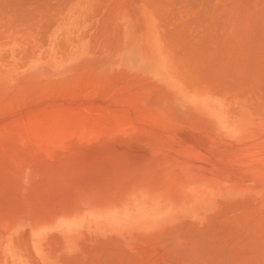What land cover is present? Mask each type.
Instances as JSON below:
<instances>
[{
	"label": "rangeland",
	"instance_id": "374dc122",
	"mask_svg": "<svg viewBox=\"0 0 264 264\" xmlns=\"http://www.w3.org/2000/svg\"><path fill=\"white\" fill-rule=\"evenodd\" d=\"M263 9L0 0V264H187V234L240 236L220 251L235 259L264 244Z\"/></svg>",
	"mask_w": 264,
	"mask_h": 264
},
{
	"label": "bare ground",
	"instance_id": "6f19581e",
	"mask_svg": "<svg viewBox=\"0 0 264 264\" xmlns=\"http://www.w3.org/2000/svg\"><path fill=\"white\" fill-rule=\"evenodd\" d=\"M151 1H153V0H151ZM171 1H172V0H171ZM174 1H176V0H174ZM232 1H233V0H232ZM37 2H38V1H37ZM167 2H168V1H167ZM255 2H256V4H257V1H255ZM259 2H260V1H259ZM259 2H258V3H259ZM32 3H33V2H32ZM147 3H148V2H147ZM159 3H160V2H159ZM163 3H164V2H163ZM233 3H234V2H233ZM34 4H35V3H34ZM151 4H152V3H151ZM165 4H166V0H165ZM169 4H170V2H169ZM177 4H178V3H177ZM231 4H232V3H231ZM256 4H255V5H256ZM18 5H19V4H18ZM161 6H163V5H161ZM164 6H166V5H164ZM226 6H227V5H226ZM251 6H252V5H251ZM17 7H18V6H17ZM255 7H256V6H255ZM253 8H254V7H253ZM172 9H173V8H172ZM261 9H262V8H261ZM254 10H255V9H254ZM263 10H264V9H263ZM255 11H256V10H255ZM174 12H175V11H174ZM263 12H264V11H263ZM24 13H26V12H24ZM176 13H177V12H176ZM226 13H227V12H226ZM228 13H229V12H228ZM257 13H259V12H257ZM243 14H244V13H243ZM255 14H256V12H255ZM24 15H25V14H24ZM251 15H253V12H252ZM25 16L28 17L29 15H28V16L25 15ZM31 16H32V15H31ZM236 16H237V15H236ZM254 16H255V15H254ZM259 16H260V15H259ZM262 16H263V15H262ZM29 17H30V16H29ZM32 17H33V16H32ZM246 17H247V16H246ZM257 17H258V15H257ZM263 17H264V16H263ZM174 18H175V17H174ZM176 18H177V17H176ZM255 19H256V18H255ZM255 19H254V20H255ZM258 21H259V20H258ZM262 27H264V26L262 25ZM174 29H176V28H174ZM176 30H177V29H176ZM255 30H256V29H255ZM253 32H254V31H253ZM182 33H183V32H182ZM251 33H252V31H251ZM254 33H255V32H254ZM16 34H18V32H17ZM183 34H184V33H183ZM252 34H253V33H252ZM177 35L179 36V34H177ZM184 35H185V34H184ZM255 35L257 36V34H255ZM182 36H183V35H182ZM173 37H174V35H173ZM173 37H172V38H173ZM176 37H177V36L175 35V38H176ZM186 37H187V36H186ZM190 37H191V36H190ZM190 37H189V38H190ZM251 37H254V34H253V36H251ZM15 38H16V37H15ZM175 38H174V39H175ZM177 38H178V37H177ZM2 39H3V38H2ZM180 39H181V38H180ZM170 40H172V39H170ZM182 40H183V39H182ZM255 40H256V39H255ZM259 40H260V39H259ZM259 40H257V41H259ZM2 41H3V40H2ZM2 41H1V42H2ZM5 41H9V40H5ZM5 41H4V42H5ZM185 41H186V40H185ZM175 43H176V42H175ZM185 43H186V42H185ZM178 44H179V43H178ZM254 44H255V43H254ZM175 45H176V44H175ZM175 45H174V46H175ZM185 45H186V44H185ZM245 45H246V44H245ZM256 45H257V44H256ZM181 46H182V45H181ZM181 46H180V47H181ZM190 46H191V44H190ZM263 46H264V45H263ZM175 47H176V46H175ZM186 47H187V46H186ZM191 47H192V46H191ZM181 48H182V47H181ZM184 48H185V47H184ZM188 48H189V47H188ZM174 49H175V48H174ZM191 50H193V49H191ZM196 50H197V49H196ZM193 51H194V50H193ZM186 52H187V51H186ZM186 54H187V53H186ZM197 55H198V54H197ZM199 55H200V54H199ZM206 55H208V54H206ZM204 56H205V55H204ZM204 56H203V57H204ZM203 57H201V60H200V61L198 60V59H200V58L197 59V57H196V59H197V60H196L197 63H196L195 65H197V64H201V62H202V65H203V61H205V60L202 59ZM205 57H207V59H208V56H205ZM205 57H204V59H205ZM182 58H183V57H182ZM193 58L195 59V57H193ZM193 58H192V59H193ZM192 59H191V60H192ZM207 59H206V62L209 61V60H207ZM184 61H186V60L184 59ZM188 61H189V60H188ZM191 62H192V61H191ZM191 62H190V63H191ZM193 62H194V61H193ZM193 62H192V63H193ZM198 62H200V63H198ZM206 62H205V64H206ZM217 62H218V59H217ZM186 63H188V62H186ZM190 63H189V64H190ZM210 64H211V63H210ZM207 65H208V64H207ZM189 66H190V65H188V67H189ZM196 67H197V66H195V68H196ZM200 67H201V66H200ZM189 68H191V67H189ZM192 68H193V66H192ZM195 68H194V69H195ZM198 68H199V67H198ZM212 68H213V67H212ZM212 68H210L209 70L212 71ZM196 69H197V68H196ZM196 69H195V71H196ZM237 69H238V68H237ZM211 71H210V72H211ZM233 71H235V69H234ZM239 72H240V71H239ZM244 73H245V70H244ZM244 76H245V75H244ZM238 77H239V76H238ZM237 212L239 213V211H237ZM238 213H237L236 215L239 217L240 215H239ZM234 215H235V213H234ZM263 220H264V219H262L261 221H263ZM259 224H260V223H259ZM259 224H258V228H255V227H254L255 229H254V228L252 227V225H251L250 227H252L253 230H252V228H251V230H250V227H248V228H249V231H247L246 233L249 232L250 234L253 233V234L255 235V233H254L253 231L256 230V229H259V228L261 227V226H259ZM262 224H263L262 229H263V231H264V223H262ZM262 224H260V225H262ZM243 227H244V226H243ZM246 229H247V228H246ZM262 229H261V230H262ZM172 230H173V229H172ZM175 230H176V229H175ZM218 230H220V229H218ZM218 230H217V231H218ZM224 230H225V231L227 230L226 232H229V231H230L229 229H226V227H224ZM228 230H229V231H228ZM225 231H224V232H225ZM240 231H241V230H240ZM251 231H252V233H251ZM257 231H258V230H257ZM263 231H261V232L259 231V233H263ZM202 232H203V231H202ZM202 232H201V234L203 235L205 231H204L203 233H202ZM219 232H220V231H219ZM231 232H232V231H230L229 234H228V233H226V234H228L229 237L232 236L233 234L235 235V233L231 234ZM194 233H195V232L190 233V238H191L192 234L194 235ZM206 233H208V232H206ZM206 233H205V234H206ZM246 233H245V234H246ZM256 233H257V232H256ZM157 234H158V233H157ZM169 234H170V233H169ZM197 234H198V233H197ZM216 234H218V233L215 232V234L213 233L212 236L210 235V236H211L210 238L212 239V240H210V241L213 243V245L215 244L214 240H216L217 238L215 239V237H214V239H213L212 237H213V235L215 236ZM221 234H222V233H221ZM221 234H220V235H221ZM250 234H249L248 236H250ZM183 235H185V234H183ZM195 235H196V234H195ZM195 235L192 236V237H196L195 239L193 238V239H194V242H195V243L197 242L196 245L200 243V244H199L200 246H198V245L196 246L195 244H193V240H191V239H190L191 241L188 240V236H189V234H187V238H186V239H187V243H188V242H192V244H189L190 246H189V245H186V248H183V246H181L182 244H185L184 241H183V237L180 238V239H182V242H183V243H181V245L178 243V244L180 245V247H181L183 250L187 249L185 252L187 253V251H188V255H187V256H189V257L192 256L191 261L193 260V257H194V259L197 261V263H194L195 260L192 261L193 263L190 262V261H187V264H189V262H190V264H199L198 257H201V254H202L203 252L205 253L206 251H207V252L205 253L206 255L203 253V256L200 258V260L203 259L205 256H207L206 258L208 259V261L205 260L206 262H208L207 264H209L210 262H212V261H209V260L211 259V258H209V257H210V256L213 257L214 255L216 256V257L214 256V258H217V257H220V256H221V259H228L229 257H230V259H231L232 257L235 259L234 254H231V255L228 256V257H226V256L228 255L229 252H231V253L236 252V251H234V250H237V248L235 249V247H234V250H232V251H231V248H232V246H233L235 243L237 244L238 241H240V239H241L240 236H237L236 239L233 238V237H230V238H233V240L235 239L236 242H235V240H234V242H233V241L231 242V241L229 240V241H230V242L228 241V242H229V246H228V244H227L228 242H226V241H225L226 239L224 238V237H226L227 235H226V236H223L224 240H223V238H221V241H219V244L222 242L223 247H224V244H226L227 246L224 247L225 249H224L223 247H222V249H221V248H218V247H221V246H222L221 244L218 245V246H217V245H216V246H213V247H214L215 249H216V247H217V248H218L217 250H218L219 252H220L221 250H222V252H223V250H226L227 248L229 249V251H228V253L226 252V254H225V252H224V253L220 252V254H221V253H222V254H221L220 256H218V255H219V253H217L218 251L216 252V251L214 250V248H211V247L209 246V245H210V244H209L210 241H209V243H207L208 245L205 244V243H202L203 241L207 242V241L205 240V237H206V238L208 237L207 240L210 239L209 236H208V234H206L207 236H206V235H205V236L203 235V236L200 238V240H202V238H204V240H202V242L198 240V239H199V238H198V235H196V236H195ZM199 235H200V234H199ZM222 235H223V234H222ZM234 235H233V236H234ZM240 235H242V234H240ZM257 235H258V236H257ZM257 235H255V236H256L255 238L259 237V234H257ZM155 236H158V235L155 234ZM155 236H154V237H155ZM174 236H175V235H174ZM174 236H173V237H174ZM185 236H186V235H185ZM185 236H184V238H185ZM243 236H244V235H243ZM243 236H242V237H243ZM260 236H262V234H260ZM160 237H161V236H159V238H160ZM170 237H171V236H170ZM177 237H178V235H177ZM199 237H200V236H199ZM221 237H222V236H221ZM234 237H235V236H234ZM262 237L264 238V234H263ZM262 237H261V238H262ZM156 238H157V237H156ZM174 238H175V237H174ZM197 238H198V239H197ZM230 238H228V239H230ZM253 238H254V236H253ZM255 238H254V241H253V240H251V239H252V236H250V237H248V239H244V240H248V242H250V240H251L253 244L256 243V245H255V244H254V245H255L256 248H257V247H258V244H257V243H259L260 241H258V240L255 239ZM261 238H260V239H261ZM153 239H154V238H153ZM167 239H168V237H167ZM176 239H177V238H176ZM237 239H238V240H237ZM160 240H161V239H160ZM177 240H178V239H177ZM177 240H176V241H177ZM222 240H223V241H222ZM231 240H232V239H231ZM241 240L243 241V239H241ZM261 240H262V242L264 243V240H263V239H261ZM255 241H256V242H255ZM257 241H258V242H257ZM168 242H169V241H168ZM225 242H226V243H225ZM244 242H246V241H244ZM158 243H160V242H158ZM187 243H186V244H187ZM212 243H211V244H212ZM230 243H231V244L233 243L232 246H231V248H230V245H231ZM160 244H161V243H160ZM166 244H167V243H166ZM168 244H169V243H168ZM168 244L166 245L167 247H169ZM178 244H177V245H174V246L171 245V246H173V247H172V248L170 247V249L172 250V249L176 246L175 248H178V253H180L179 251H181V248H180V247H177ZM201 244H204V247H205V246H206V247L209 246V247L213 250V252H215L216 254L213 253L214 255L212 256V254H211V253H212V250H210L209 247H207L209 250L206 249V247H205V250H206V251H203L202 249H203L204 247L202 248V245H201ZM238 244H239V243H238ZM238 244H237V245H234V246L238 247L240 250L243 249V248H245V247H244V244H245V243L243 244V242L241 243V241H240V244H239V245H240V246H241V244L243 245V246H241V247L238 246ZM253 244H251V243L248 244V243H247L248 249H247V248L245 249V250H247V251H251V250H252L253 253H251L250 255H246L247 257L244 256V255H245L244 253H243V254L241 253V254H242L241 256H244L245 258L242 257V259H240L241 256L238 257V255H237L238 259L236 258V259H235L236 261L233 260V258H232L231 260L228 259V260H227L228 262L226 261V263H227V264H229V263L232 264V263H233L232 261H234L235 263H233V264H237V261L242 260V262H243V260H244V261H246L245 264L248 263V262H249L248 264H250L251 261H253L252 264H255L254 261H256L255 259L258 257L257 255L260 256L264 251H263L261 254H260V253H257V254H256V252L258 251V249H259L260 247H261V248H260L259 250L262 251V250L264 249V244L260 243L261 246L259 245L260 247L257 248V251H255V253H254V250H253V249H255V246H254V248L252 247ZM163 245H164V244H163ZM163 245H161L162 248H164ZM192 245H193V246H192ZM262 245H263V246H262ZM187 246H189V248H192V249H193V247L195 246L196 249H198V250H195V252H196L197 255H199V256L196 257V253L194 254V252H193L194 250H192V249L189 250V249L187 248ZM249 246H250V247H249ZM184 247H185V246H184ZM198 247H201L202 249H201V248H198ZM226 247H227V248H226ZM251 247H252V248H251ZM249 248H250V250H249ZM262 248H263V249H262ZM228 249H227V250H228ZM239 249H238V250H239ZM227 250H226V251H227ZM240 250H239V251H240ZM189 251H191V253L193 252L192 254H194V256H193L192 254H189V253H190ZM200 251H202V252L200 253ZM210 251H211V253H210L211 255L209 254ZM233 251H234V252H233ZM175 252H177V250H173L172 253L174 254ZM178 253H176V254L179 255ZM198 253H199V254H198ZM246 253H247V252H246ZM180 254H182V252H181ZM184 254H185V253L183 252V254H182V255H183V258H184V256L186 255V254H185V255H184ZM208 254H209V255H208ZM217 254H218V255H217ZM236 254H237V253H235V256H236ZM253 254H256V255H253ZM222 255H225V258H224ZM232 255H233V256H232ZM251 255L254 256V257H251V259H250V260L248 259V260H249V261H248L247 258H248V256H249V258H250ZM263 255H264V253H263L261 256L263 257ZM180 256H181V255H180ZM187 256H186V257H187ZM256 256H257V257H256ZM166 257H167V256H166ZM195 257H196V258H195ZM255 257H256V258H255ZM169 258H170V257H169ZM206 258H204V259H206ZM253 258H254V259H253ZM260 258H261V257H260ZM260 258H259V260H260ZM161 259H162V258H161ZM161 259H160V260H161ZM185 259H186V258H185ZM219 259H220V258H219ZM239 259H240V260H239ZM262 259H263V258H261L260 261L257 259V260H258V263L256 262V264H261V262L264 261V260H262ZM168 260H169V259H168ZM182 260H184V259H182ZM187 260H189V259H187ZM212 260L214 261L215 259H212ZM229 260H230L231 262H230ZM161 261H162V260H161ZM164 261H165V260H163V262H164ZM176 261H177V260H176ZM184 261H185V260H184ZM205 261H203V264H206ZM215 261H216V262L219 261L217 264H225V260H224V262H222V260H218V259L215 260ZM215 261H214V263H215ZM220 261H221L222 263H220ZM166 262H167V261H166ZM166 262H165V263H166ZM178 262H179V261H178ZM200 262H202V260H201ZM214 263L212 262V264H214ZM238 263H239V262H238ZM243 263H244V262H243ZM243 263H241V264H243ZM263 263H264V262H263ZM170 264H171V263H170ZM182 264H183V263H182ZM200 264H201V263H200ZM215 264H216V263H215Z\"/></svg>",
	"mask_w": 264,
	"mask_h": 264
}]
</instances>
